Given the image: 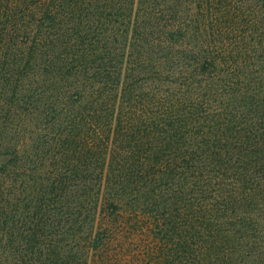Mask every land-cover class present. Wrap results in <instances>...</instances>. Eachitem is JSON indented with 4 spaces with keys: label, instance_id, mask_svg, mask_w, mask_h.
I'll use <instances>...</instances> for the list:
<instances>
[{
    "label": "trees",
    "instance_id": "trees-1",
    "mask_svg": "<svg viewBox=\"0 0 264 264\" xmlns=\"http://www.w3.org/2000/svg\"><path fill=\"white\" fill-rule=\"evenodd\" d=\"M0 264H264V0H0Z\"/></svg>",
    "mask_w": 264,
    "mask_h": 264
}]
</instances>
